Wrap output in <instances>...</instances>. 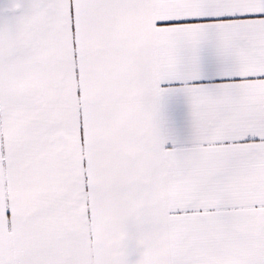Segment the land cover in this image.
I'll return each mask as SVG.
<instances>
[{
  "label": "snow or ice",
  "instance_id": "1",
  "mask_svg": "<svg viewBox=\"0 0 264 264\" xmlns=\"http://www.w3.org/2000/svg\"><path fill=\"white\" fill-rule=\"evenodd\" d=\"M0 264H264V0H0Z\"/></svg>",
  "mask_w": 264,
  "mask_h": 264
}]
</instances>
